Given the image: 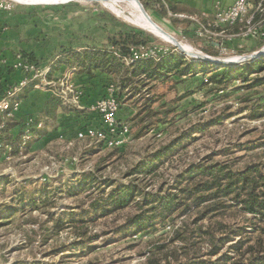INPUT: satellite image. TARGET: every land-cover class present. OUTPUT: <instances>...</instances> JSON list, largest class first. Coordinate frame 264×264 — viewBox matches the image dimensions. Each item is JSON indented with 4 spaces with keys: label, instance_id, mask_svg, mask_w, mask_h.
Masks as SVG:
<instances>
[{
    "label": "rangeland",
    "instance_id": "rangeland-1",
    "mask_svg": "<svg viewBox=\"0 0 264 264\" xmlns=\"http://www.w3.org/2000/svg\"><path fill=\"white\" fill-rule=\"evenodd\" d=\"M9 1L13 8L36 7L43 12L52 11L57 15L53 20L58 30L63 34L70 30L76 48L82 45L81 37L91 44H100L105 32L132 26L146 33L154 44L150 48L153 51L179 53L170 42L134 25L100 1ZM216 1L167 0L174 7L172 10L162 7L163 2L152 0L144 9L179 43L206 54L193 34L183 32L185 28L189 31V22L174 24L172 19L180 18L182 14L212 18ZM162 8L166 12L164 16L159 14ZM45 20L49 21L46 16L39 17V21ZM229 47L231 51L221 57L230 59L248 55L264 46L261 42L235 39ZM186 59L209 64L190 57ZM260 60L264 61V57ZM252 63L251 60L232 67L242 66L248 70ZM210 69L202 72L196 67L195 74L181 78L176 84L172 79L156 83L150 90L153 107L158 111H170L162 115L166 122L150 125L148 129H141L139 123H133L138 104L121 102L117 116L121 119L127 115L129 137L125 146L116 150L111 158L106 155L115 148H106L88 137H79L81 129L77 122L73 126L67 125L70 121L66 116L76 113L73 108L60 105L53 120L42 116V127L39 133L28 138L26 149H22L21 154H11L9 159L0 158V264H146L148 250L167 241L172 226L178 224L180 217L174 222H165L153 232L125 234L122 230L124 219L136 208L131 205L101 217L94 208L99 198L129 183L144 192L164 194L171 190L177 176L186 167L200 161L225 162L233 169L262 164L264 115L253 117V112L257 107L264 109V70H249L247 81L236 79L225 89L216 91L209 88L205 80ZM204 75L206 78L202 82ZM76 85L81 89V85ZM249 85L252 86L247 87ZM171 144L172 148L166 151L167 160L163 164L156 160L154 163L159 166L152 174L133 171L139 163H151L155 154ZM85 176L88 182L80 184ZM79 184L81 187L77 190ZM135 198L140 200L142 195L136 194ZM70 217L71 221L82 218L85 226L80 224L82 221L72 223ZM75 225L79 227L78 234L86 232V236H77L73 231ZM207 251L206 246L201 248L203 257L207 256ZM228 251L226 246L218 255ZM180 259L186 261L182 256ZM161 264L165 261L162 260Z\"/></svg>",
    "mask_w": 264,
    "mask_h": 264
},
{
    "label": "trees",
    "instance_id": "trees-1",
    "mask_svg": "<svg viewBox=\"0 0 264 264\" xmlns=\"http://www.w3.org/2000/svg\"><path fill=\"white\" fill-rule=\"evenodd\" d=\"M139 1L147 9V4L152 0ZM160 1L163 2L162 7L166 6L167 9L174 10L167 0H157V2ZM159 14L164 16L165 9L162 8ZM199 17L203 21L208 19L207 16ZM172 20L174 24L189 22L188 19L181 17H175ZM237 30L238 28L234 27L230 31ZM183 32L193 34L188 33L186 28ZM105 33L106 40L100 45L93 43L62 52L60 64L73 66L77 73L91 74L93 71L105 73L108 83H112L115 87V94L120 103L138 104L132 119L134 124L141 125V129H148L150 125L166 122L162 115L170 111V109L164 112L154 109L153 95L150 94V90L156 86V83H165L168 79H172L176 84L181 78L195 74L196 67L201 68L202 72H207L206 68H211L207 79L205 75L202 77V82L204 79L207 80L209 88L218 91L225 89L236 79L241 82L247 81L248 73L251 71L264 70V61L260 59L253 61V65L245 70L246 67L242 66H214L203 62L197 64L175 51L164 53L157 61L153 58H140L126 64L124 58L131 57L133 51L144 52L153 48L154 44L149 41L144 31L132 26L120 27ZM196 38L199 41L198 46L207 55H219L213 45L207 44L204 38ZM113 51H116L119 56L114 55ZM17 53L37 63L33 56L21 51ZM175 77L178 79H174ZM250 86L252 85L247 87ZM58 105H61L59 101L51 99L47 113L53 115L54 108ZM262 115H264V109L259 110V107L253 112V117ZM137 118L139 119L136 120ZM18 124H20L19 129L13 134L11 130ZM23 125L15 119H8L6 122L5 142L10 147V155L21 154L22 149H26L29 139L24 137L26 131L23 130ZM29 133L34 136L38 130H30ZM124 146L114 147L115 151L106 156L111 158L117 153L116 150ZM170 148L172 144L163 147L153 156L151 163L148 161L139 163L133 171L152 174L159 166L154 162L157 160L159 164H163L168 158L166 151ZM2 152L3 150L0 149V156ZM263 168L264 162L233 169L229 163L225 162L200 161L186 167L177 176L171 190L164 194L144 192L139 186L129 183L99 198L94 208L95 212L97 211L99 216L103 217L125 210L131 205L135 207L136 211L127 214L124 219L125 227L122 230L125 234L153 232L159 226H164L165 222H174L176 217H180L178 224L175 223L172 226L173 229L167 241L155 244L152 250H148L149 257L146 264H161L162 260L165 264H172L171 260H174L173 264H264ZM80 181V184L88 182V177H82ZM80 184L77 190L81 187ZM136 194H141L142 199L136 200ZM83 221L80 218L73 219L71 222H79L85 226ZM78 228L76 225L73 226L75 234L86 236V232L78 234L76 231ZM204 246L208 248L206 257H203L204 255L200 252ZM226 246L229 253L218 255ZM181 256L186 259L185 262L181 261Z\"/></svg>",
    "mask_w": 264,
    "mask_h": 264
},
{
    "label": "built area",
    "instance_id": "built-area-1",
    "mask_svg": "<svg viewBox=\"0 0 264 264\" xmlns=\"http://www.w3.org/2000/svg\"><path fill=\"white\" fill-rule=\"evenodd\" d=\"M19 4H23L20 2ZM13 3L9 0H0V10L10 11ZM189 20V32L195 37L205 39L219 52V57L231 51L230 45L235 39L261 42L264 46V0H232L230 3H221L217 0L213 17L203 21L195 15H179ZM237 27L236 32L230 31ZM264 48V47H263ZM113 54L119 56L116 51ZM164 54V53H163ZM163 54L148 49L133 51L131 57L124 58L126 64L140 58L159 60ZM260 59V58H259ZM258 60V59H257ZM39 65L29 61L20 53L7 57L0 55V149L3 150L0 158H10V147L5 142V129L8 119H15L20 110L21 92L27 88L41 89L54 97L61 105L73 108L76 112L87 110L98 115V126H87L78 132L79 137H88L106 148L121 147L128 142L129 122L119 119L118 112L121 103L116 97V89L112 83L106 85L105 95L85 106L82 102V89L76 87L72 80L75 68H70L58 77L52 75L51 64ZM12 72L20 73V77L13 80ZM25 138L32 137L30 130H39L42 121L26 117L23 121Z\"/></svg>",
    "mask_w": 264,
    "mask_h": 264
},
{
    "label": "crops",
    "instance_id": "crops-1",
    "mask_svg": "<svg viewBox=\"0 0 264 264\" xmlns=\"http://www.w3.org/2000/svg\"><path fill=\"white\" fill-rule=\"evenodd\" d=\"M232 0H227L225 3H230ZM36 7H17L10 11L0 10V55L12 57L14 53L21 51L34 57L39 65H47L50 62L52 67V75L58 77L73 66L60 64L62 58L61 53L69 49H75L74 37L70 35V30L65 34L58 30L57 23L53 18H56L52 11H42ZM46 16L49 21H39V17ZM62 34V35H61ZM78 48L90 45V41H85V38H80ZM78 39H76L77 41ZM106 40V33L102 43ZM100 43V44H102ZM97 44V45H100ZM74 68V67H73ZM20 73L12 72V79L16 80L20 77ZM72 80L76 84L81 85L83 96L81 102L85 105H91L97 99L105 95L106 85L108 83L107 75L103 72L93 71L91 74L72 73ZM54 97L41 89H33L32 87L25 88L21 94L20 110L16 113L15 120L23 123L26 117L35 118L36 121H42L43 117L48 120H53L57 117V112L60 106H56L53 115L47 113L50 100ZM55 99V98H54ZM35 115V116H34ZM41 116V117H40ZM43 116V117H42ZM70 123L68 126H73L74 122L79 123V127L98 126V115L83 111L76 112L66 116ZM121 117V120L126 119ZM47 122V121H46ZM19 125L12 128L11 132L15 134ZM39 133V131H38Z\"/></svg>",
    "mask_w": 264,
    "mask_h": 264
},
{
    "label": "bare ground",
    "instance_id": "bare-ground-1",
    "mask_svg": "<svg viewBox=\"0 0 264 264\" xmlns=\"http://www.w3.org/2000/svg\"><path fill=\"white\" fill-rule=\"evenodd\" d=\"M25 2H66L69 0H22ZM102 4L109 6L115 13L122 14L124 17L134 25L142 27L147 31L151 32L158 37L163 38L164 40L170 42L172 41L169 38V33L166 32L160 25H158L151 16L146 12L144 14L139 4L134 0H98ZM125 11V12H124ZM127 14V15H126ZM182 48H184L187 52L191 53H198L199 51H192L194 50L191 46L179 43ZM230 57V56H229ZM232 57V56H231ZM233 58V57H232Z\"/></svg>",
    "mask_w": 264,
    "mask_h": 264
},
{
    "label": "water",
    "instance_id": "water-1",
    "mask_svg": "<svg viewBox=\"0 0 264 264\" xmlns=\"http://www.w3.org/2000/svg\"><path fill=\"white\" fill-rule=\"evenodd\" d=\"M92 1H98V0H92ZM139 4V7L141 9V11L146 14V11L143 7V5L140 3L139 0H134ZM132 25V24H130ZM169 38L172 40L170 41V43L176 47V49H178L179 53L186 56V57H190L193 60H200V61H204L206 63H209L211 65H219V66H234V64H239L242 62H247V61H255L259 58H263L264 57V48L260 49L258 51H255L253 53H250L248 55H243V56H237L235 58H230V59H226L225 57H219V56H211V55H207L204 54L202 52H198V53H191V52H187L184 48H182L179 44V42L172 37L171 35H169Z\"/></svg>",
    "mask_w": 264,
    "mask_h": 264
}]
</instances>
